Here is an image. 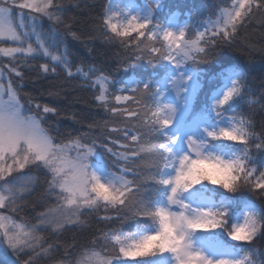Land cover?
<instances>
[{"label":"snow or ice","instance_id":"6c2138e0","mask_svg":"<svg viewBox=\"0 0 264 264\" xmlns=\"http://www.w3.org/2000/svg\"><path fill=\"white\" fill-rule=\"evenodd\" d=\"M13 7L21 10V17L23 10H28L30 30L26 29L23 19L19 25L13 22ZM62 11L64 6L58 0H0V41H11L14 45L0 47V56L12 62L8 71L22 80L23 73L17 64L28 66L30 61L43 57L52 62L51 65L39 64L43 74L56 75L57 67L63 66L68 78H80L86 87L99 84L96 106L113 116L135 118L138 123L129 119L123 127L108 128L107 131L123 137L118 140L105 135L108 143L98 144L99 136L89 142L86 132L75 137L69 134L66 141L58 140L63 136L60 130L45 127L47 114H54L56 109L39 103L33 109L31 99L26 108L18 98V89L11 83L5 87L0 82V209L23 210L24 197L34 190V181L30 174L21 173L31 169L45 171L46 197L54 201H43L45 210L39 213L35 223H18L0 214V249L11 253V256L0 257V264H36L39 258L50 257L52 252L60 250L52 244L44 246L45 232L50 230L59 235L71 230L70 225L82 226L81 217L87 214L84 210L98 211L102 206L106 212L115 209L119 213L137 201L142 186L136 178L139 175L136 161H143L146 154L152 157L157 169L148 179L158 186L163 203L139 199L134 207L140 216L152 221V230L140 226L132 234L114 232L110 238L106 236L104 239L111 245L108 256L94 246L81 245L73 252L65 248L64 258L58 264H126L127 260H135L136 264H264V261H257L254 249L233 248L230 255L210 256L205 250L210 238L196 236L198 231L219 232L230 241L251 243L258 234L264 235V200L255 205L241 198L222 197L219 206L211 201L204 206L196 200L208 190L207 185L218 186L225 193L248 189L264 198V131L257 136L248 121L237 120L225 111L229 105L234 109L233 101L245 96L246 74L237 69L220 73V77L225 82L230 79V83L223 89L218 88L211 97L208 111L213 127L201 126L199 134L183 136L168 132L180 108L199 87L194 83L199 65L210 62L217 49L236 47L239 29L253 20H260L264 27V0H231V7L222 9L212 27L197 32L194 40H189L184 30L177 33L162 29V37H158V31L150 27V20L140 19L138 14L131 15L130 19L125 16L126 23L117 25L113 22L115 14L109 16L106 10L103 26L120 39L126 51L133 42L121 38L133 32L149 42L143 47L144 41L135 42V60H147L149 64L164 60L174 70L168 73V87L164 89L159 81L151 86L146 82L142 87L137 84L115 89L107 76L92 80L99 69L85 72L76 68L73 72L67 52L55 54L63 44L56 39L55 26L48 33L36 29L43 17L54 25L63 23ZM64 26L71 31L70 24ZM72 36L78 39L75 33ZM154 39H162L166 47L157 48L150 43ZM107 42L112 43V37H108ZM185 64L191 65V70ZM129 67L131 64L124 69ZM105 85L115 90L116 104L127 101L128 106L111 107L109 96L113 93ZM169 89L175 93V103L164 99ZM247 103L250 106L261 103L264 108V93L260 101L248 100ZM108 123L105 120L103 124L97 122L88 127H98L103 134ZM217 142H224L225 147L217 150ZM116 144L121 151L109 146ZM252 145H255V153ZM97 149H103L108 156L100 155ZM230 208L233 216L242 212V221L229 224ZM103 219L112 218L105 216ZM115 219L122 217L118 215ZM98 243L93 241V245ZM259 255L264 256V253Z\"/></svg>","mask_w":264,"mask_h":264},{"label":"trees","instance_id":"16d2710c","mask_svg":"<svg viewBox=\"0 0 264 264\" xmlns=\"http://www.w3.org/2000/svg\"><path fill=\"white\" fill-rule=\"evenodd\" d=\"M58 2L64 6V11L60 13V19L63 23L52 26H55L60 37L64 39L67 60L72 65L73 72L76 71V68H81L85 72L89 69H99L92 76V80H95L97 76H107L115 89L135 87L137 84L142 87V84L146 82H149L151 86L157 81L160 82L161 87L162 82L169 76L168 73L171 71L169 68H165L167 62L164 60L155 61L148 68H143L144 74H139V63L142 60L133 58V53L137 51L134 44L143 41L145 38L134 37L133 35L121 38L133 42L130 45V50L126 51L121 46L120 39L115 38L103 26L105 0H58ZM230 7L231 0H168L162 7V15L159 17L160 20L157 24L161 27L170 17H175L177 21L185 22L187 37L194 40L197 28L206 24L205 22L208 20H215L222 9ZM65 24L71 25V31L65 28ZM72 33H75L78 39H73ZM108 37H112V43L107 42ZM150 43L155 44L157 48L166 47L162 39H154ZM261 49H264V27H261V21L257 19L246 27L239 29L236 47L217 49L210 62L199 65L196 79L199 83L200 93L193 102V110L199 116L207 115L210 121H213L208 108L212 93L221 83L220 73L225 72L226 69H237L246 74V87L243 89L245 96L236 98L233 101L236 104L234 109L231 110L230 105L226 106L225 111L228 112L226 114L234 116L237 120L244 119L248 121L254 133L257 136L260 135L264 131V108H262L261 103L250 106L247 101H260L261 94L264 93V51H261ZM193 54L195 55V53ZM45 62L47 61L37 59L30 61L28 66L17 64L18 69L23 73V79L14 76L13 87L18 89V98L26 108L29 107L27 101L31 99L33 103L30 107L33 109H35L36 103L56 109L54 114H47L45 127L51 126L53 130L59 129L63 136L59 137L58 140L63 139L66 141L69 134L75 137L86 132L89 133V142L91 138L99 136L98 144L101 141L108 143L104 139L105 135L118 140L123 139L119 133L107 131L108 128L123 127L129 119L134 123H138L135 118L113 116L110 112L105 113L102 108L97 107L95 95L98 93L99 87L97 85L86 87L82 79L68 78L63 66L57 67L56 75L43 74L39 69V64ZM47 63L51 65V61ZM129 64H131V67L125 70L124 68ZM189 66L191 67V65ZM127 83H130V85H127ZM109 92L113 93L109 96L111 107L122 108L128 106L129 102L127 101L116 104L113 88L109 87ZM50 93L52 94L50 95ZM105 120L109 123L103 134H101L98 127H88V125L97 122L103 124ZM141 131H144V129H141ZM109 146L116 151L122 150L119 148V144ZM224 147V142H217L218 149ZM97 151L102 156H108L103 149H97ZM252 151L253 153L256 152L255 145H252ZM155 163L159 164L158 161ZM153 164L152 157L147 154L143 161H136L137 171L139 172L136 178L141 183L142 191L138 194L137 201L130 203L127 208L118 213L115 209H109L106 212L101 206L98 211L86 212L87 214L81 217L84 222L82 226L70 228L71 230L64 231L59 235L52 234L50 230L45 232L44 246L48 247L49 244H52L54 247H59L60 250L59 252H52L50 257L39 258L36 264H58L64 258L65 248L69 252H73L75 249H79L81 245L94 246L98 252L108 256L111 254V245L104 239L106 236L110 238L114 232L132 234L133 230L138 229L140 226L152 229V221L140 216L134 204L139 199L152 201L154 204L161 202L157 191L158 186L148 179L157 171ZM46 175L44 170L36 173V177L34 176L36 180L34 190L25 195L23 200L25 206L22 211L9 212L0 209V214L10 216L18 223L21 221L35 223L39 213L45 210L43 201L45 199L49 200L46 197V190L48 189ZM129 178H131V175H129ZM210 192L215 197L241 198L255 205H260L264 200V198L256 196L248 189L238 193H225L218 186H211ZM118 215L122 219H115ZM105 216L112 219L106 221L103 219ZM232 222L233 217L229 219V224ZM221 238L219 236V239ZM93 241L99 243L93 245ZM251 243L260 254L264 253V235L258 234ZM242 245L243 243L231 244L238 250ZM2 255L5 256V254ZM23 258L27 259L26 256Z\"/></svg>","mask_w":264,"mask_h":264},{"label":"rangeland","instance_id":"374dc122","mask_svg":"<svg viewBox=\"0 0 264 264\" xmlns=\"http://www.w3.org/2000/svg\"><path fill=\"white\" fill-rule=\"evenodd\" d=\"M167 1L168 0H105L104 18H105V11L106 10L108 11L109 16H113V13H114L115 15L113 16V22L116 23L117 25H120V24L126 23L125 16L128 19H130L131 15L138 14L140 19L150 20V22H151L150 27H152L153 30L158 31L156 33V35L158 37H162V29L172 30V31L177 32V33L180 30H184L186 33V36H187V28H186L185 22L180 21V20L177 21V19L175 17H170L166 22L163 23V25L161 27L158 26L157 22H159V20H160L159 17L162 15V11H163L162 7L164 6V4ZM23 13H24V15H23V17H21V10L13 7L11 9V15L13 18V22L16 25H19L21 22V19H23V22L26 25V29L30 30L28 10H26V9L23 10ZM33 15H36V14L33 13ZM220 15H221V12H219L217 14V17L215 18V20L206 21L205 22L206 24L201 25L199 28L196 29V33L197 32H204L206 29L211 28L212 24L218 19V17ZM43 22H47V23H43ZM46 24H48L50 26H48ZM52 25H54L52 21H49L47 19V17H43L38 22V24L36 25V29L38 32L42 31L43 33H48L53 29ZM131 35L136 37L135 32H133ZM56 39L62 40V41L64 40L63 38L60 37L59 34L56 35ZM33 40H35V37H33ZM143 41H144V44H142L141 47H143L145 44H149L147 40L144 39ZM12 46H14V45L12 44L11 41H0V47L6 48V47H12ZM65 51H66V47H65V43L63 41V44H61L59 51L56 52L55 54L59 55L61 53H64ZM38 59L45 60V58H43V57H40ZM48 61L50 62V60H47V62ZM147 63H148L147 60H142L139 63V67H140L139 68V74H142V73L144 74L143 68H148L149 66L152 65V63L151 64H149V63L147 64ZM11 64H12V62L8 57L0 56V71L3 72V75L0 76V82H2L5 87H7L9 85V83H11L13 86V81H14L13 77L16 76L15 73H10L8 71V67H10ZM185 67L188 70H191V67L189 65L185 64ZM165 68H169L171 70V71L169 70L170 72L174 71L167 64H166ZM168 79H169V76L162 82V84H161L162 89L168 87V83H167ZM194 83L199 84L197 82L196 77L194 78ZM229 83H230V79L227 82H225L224 79L222 78L220 85L215 88L214 92L212 93V96H214L216 94V91L218 88L223 89V88L227 87ZM127 85H130V83H127ZM97 86L99 87V84H97ZM105 87L108 88V91H109V86L105 85ZM199 93H200V87L197 88L195 94H192V95H190V97L187 98L186 105L184 107H181L177 113L175 123L173 124V126L170 129H168V132L170 134H173V135L180 134L181 136H183L185 134H199V128L201 126L209 127V128L214 126L213 121H210V119L207 115L199 116V114L196 113L192 108L193 102L197 98ZM164 99L166 100V102H174L175 103V93L171 92V90L169 89V91L164 93ZM124 102L125 101H122L121 103H124ZM210 102H211V99H210ZM178 107H179V105H178ZM217 150H220V149L217 148ZM41 170H35V169L25 170V173H21V175L30 174L33 181H34V184L32 187H34L35 183H36V180H35L36 176L35 175L37 172H39ZM32 172H33V174H32ZM211 186H213V185H207L208 190L203 191L196 198V200L198 203H201L204 206H207L209 201L213 202L215 206H219L221 201H222L223 196L215 197L212 194V192H210ZM196 187H201V186H196ZM219 193H221V192H219ZM48 198H49V200H48L49 202H54V201H52L51 197H48ZM160 203H163V201L161 200ZM84 211L90 213L88 210H84ZM229 212H230V217H233L232 223L239 222V220L242 221V212H237L234 216L232 215V209L231 208L229 209ZM69 228H73V226L70 225ZM137 230L138 229H134L133 233L137 232ZM149 230H152V229H149ZM196 236L197 237H209L210 238V242L206 244L205 250L208 252V254L210 256H213L215 258L230 255L231 254L230 249L234 248L233 246H231V244L232 243H238V242H233V241L228 240L227 237L223 233H219V232L218 233H211V232L205 233L203 231H198L196 233ZM219 236H221L222 238L219 239ZM251 244L252 243H243V245L240 246L239 249H243V250L254 249L257 252V257H256L257 261L258 262L264 261V256L259 255L260 253ZM2 254L11 256L10 252L5 253L3 249H0V257H3ZM102 254L105 255L104 253H102ZM240 254L243 255V252H241ZM121 259L123 260L124 258H121ZM137 259H139V258H137ZM126 264H136V261L135 260H127Z\"/></svg>","mask_w":264,"mask_h":264}]
</instances>
